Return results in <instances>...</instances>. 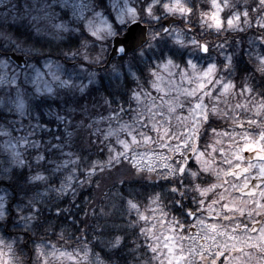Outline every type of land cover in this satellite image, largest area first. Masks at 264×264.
Returning <instances> with one entry per match:
<instances>
[{
	"label": "clouds",
	"instance_id": "9594fccd",
	"mask_svg": "<svg viewBox=\"0 0 264 264\" xmlns=\"http://www.w3.org/2000/svg\"><path fill=\"white\" fill-rule=\"evenodd\" d=\"M0 264H264V0H0Z\"/></svg>",
	"mask_w": 264,
	"mask_h": 264
}]
</instances>
